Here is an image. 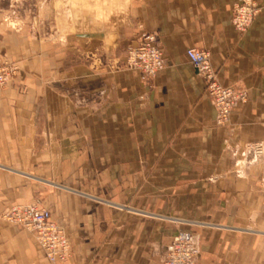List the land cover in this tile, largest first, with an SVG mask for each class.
<instances>
[{
  "label": "crops",
  "instance_id": "crops-1",
  "mask_svg": "<svg viewBox=\"0 0 264 264\" xmlns=\"http://www.w3.org/2000/svg\"><path fill=\"white\" fill-rule=\"evenodd\" d=\"M6 1L0 62L20 71L0 86V212L48 209L71 242L65 264H159L180 230L199 264H264V159L239 160L264 144V0L243 34L235 0ZM109 23L112 35L98 29ZM139 25L162 51L148 82L126 67ZM190 48L248 95L227 124ZM0 264L51 263L32 233L0 222Z\"/></svg>",
  "mask_w": 264,
  "mask_h": 264
},
{
  "label": "built area",
  "instance_id": "built-area-1",
  "mask_svg": "<svg viewBox=\"0 0 264 264\" xmlns=\"http://www.w3.org/2000/svg\"><path fill=\"white\" fill-rule=\"evenodd\" d=\"M257 12L253 0H235L231 17L235 30L240 34L246 33ZM139 28L138 44L128 49L126 67L140 71L143 79L148 82L164 68L162 51L157 35L146 31L142 25ZM186 55L206 82V90L217 113L216 122L220 125L227 124L233 109L247 100V93L218 83L208 51L190 48ZM18 71L16 63L0 62V86L7 85ZM250 155L253 160H263L264 144L253 143L245 146L242 156L248 160ZM0 222L22 227L32 233L51 264H65L70 259L72 246L69 237L64 228L52 220L50 211L40 204L13 205L0 212ZM200 254V249L193 244L190 233L180 230L165 249L159 264H199Z\"/></svg>",
  "mask_w": 264,
  "mask_h": 264
},
{
  "label": "rangeland",
  "instance_id": "rangeland-1",
  "mask_svg": "<svg viewBox=\"0 0 264 264\" xmlns=\"http://www.w3.org/2000/svg\"><path fill=\"white\" fill-rule=\"evenodd\" d=\"M10 1V4H9V2H5V8H8V9H13L12 7H13V5L14 6H17V5H19V3H20V0H9ZM75 2V1H74ZM76 2L79 4V2H81V0H76ZM18 10H19V7H18ZM67 14H68V12H64L63 14H62V17L63 16H67ZM82 14H83V12L82 11H79V10H77V11H73L72 12V15H73V19H75V20H77V22L79 23V21L81 20V16H82ZM37 14L35 13V12H33V11H30L29 12V17H30V19H33V18H35V17H37L36 16ZM94 15H95V13H94ZM13 17H14V19H11V20H9L8 21V23L10 24V26L12 27V28H18V19L20 20V15H19V13L17 14V13H15V14H13ZM17 17V19H15ZM111 17V15H109V18ZM101 16H99V18H98V24H100L101 23ZM94 21H97V20H95L94 19ZM111 23H109V27H106V28H102V29H100V28H98L99 30H102V31H105L106 32V34H108V35H112L113 33H115V31H116V29L114 28V26H112V25H110ZM113 27V28H112ZM128 51V50H127ZM126 51V52H127ZM9 62H11V61H9ZM12 63H16L17 65H18V67H19V64L17 63V62H12ZM19 71H20V67H19ZM18 71V72H19ZM18 74V73H17ZM17 76V75H16ZM16 76L15 77H13V79L14 78H16ZM12 79V80H13ZM11 80V81H12ZM11 81H9V83L11 82ZM241 162H242V165H243V163H245V162H247L246 161V158L245 157H241L240 159H239ZM241 165V166H242ZM240 169V168H239Z\"/></svg>",
  "mask_w": 264,
  "mask_h": 264
}]
</instances>
